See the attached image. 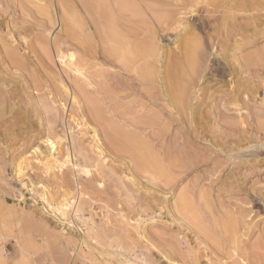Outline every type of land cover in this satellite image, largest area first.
<instances>
[{"label": "rangeland", "instance_id": "obj_1", "mask_svg": "<svg viewBox=\"0 0 264 264\" xmlns=\"http://www.w3.org/2000/svg\"><path fill=\"white\" fill-rule=\"evenodd\" d=\"M162 1L182 22L136 38L160 49L120 101L138 128L65 92V33L111 47L75 0H0V264L264 263V0Z\"/></svg>", "mask_w": 264, "mask_h": 264}, {"label": "bare ground", "instance_id": "obj_2", "mask_svg": "<svg viewBox=\"0 0 264 264\" xmlns=\"http://www.w3.org/2000/svg\"><path fill=\"white\" fill-rule=\"evenodd\" d=\"M161 1L162 0H75L77 6L83 14L85 23L82 24V29L83 32L87 34V39H89L90 37H96L98 39V37H100L103 42L111 44V47L109 46L108 49L102 47V50V48L100 47L102 45L101 44L100 46H97V51H95L93 50L92 45L89 44L84 46L80 41L77 40V38H75L74 36L72 37V34L65 33V36L61 38L60 54L58 57L59 60H61V63L66 67L64 69L65 75L73 83L72 89L66 87L65 90L66 94L69 95V98L72 99L73 103L80 104V101L89 98L90 95H93L94 98L96 97L102 103V105L106 107V109L113 115L115 124L124 126L127 124H131L137 127L138 125L141 127V125L146 124L142 122H136V124H134L133 119L131 120L129 117H126L125 111L128 109L125 104L120 101L128 98L131 93L141 90L137 89L138 87H141V84H146V81H148L149 83L151 77L150 72H141L142 66L147 64L150 67L151 60L156 59L158 57L157 55L159 54V48L151 47L144 41H138L140 39L136 38L144 34L147 29H150L149 27H154L155 25L158 28L161 27V29H163V31L165 32L163 36L169 43L178 38L180 23L182 21L179 22V20L172 18V16H159ZM240 5L242 4L240 3ZM151 24H154V26ZM133 37H135V40L130 41V38L133 39ZM63 44L65 45V47H62ZM71 48L80 50L82 56L69 55V60L67 61L66 59L68 58H66V56L64 55V51H67ZM179 48H181V50L184 52V60L193 63L192 61L194 60V43L190 41H184L181 46H179ZM173 61L165 67V78L163 77L165 79L164 83H167V80L170 79V77L173 76V73L177 72L176 69L180 67L178 61ZM196 62L199 61L196 60ZM172 81L174 82V80ZM116 86L119 87V90L115 89ZM165 86L166 87L165 89H163L160 96L153 97V95H151L152 99H149L150 103L156 105L161 100L166 101L168 97L171 101H175L174 96L171 97L170 95V92L172 90L169 92L171 87L168 90L166 84ZM138 93H140L142 97L146 98L147 96L144 95L145 93H141V91ZM172 95H174V92L172 93ZM79 98L83 99L80 100ZM138 107L143 108L144 106L140 105ZM165 161H167V159ZM76 162H73L74 168H77ZM70 163L72 164L71 161ZM169 163L171 164V166H175L174 164L172 165V161H169ZM235 231L236 230H234V232ZM232 241L233 240H231V242ZM250 261L255 260L253 258V260ZM261 262L263 261L261 260Z\"/></svg>", "mask_w": 264, "mask_h": 264}]
</instances>
